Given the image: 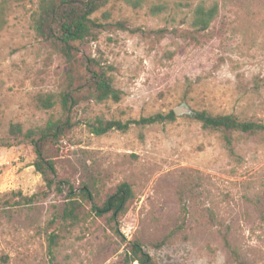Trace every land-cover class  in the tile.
Wrapping results in <instances>:
<instances>
[{
  "label": "rangeland",
  "instance_id": "rangeland-1",
  "mask_svg": "<svg viewBox=\"0 0 264 264\" xmlns=\"http://www.w3.org/2000/svg\"><path fill=\"white\" fill-rule=\"evenodd\" d=\"M40 1H5L0 137L11 123L60 116L38 104L67 76L34 31ZM200 4L218 7L203 32L190 24ZM93 19L101 27L79 54L99 61L121 99L79 95L72 129L49 149L61 193L44 187L30 146L0 147V264H122L131 240L159 264H264V131L204 129L188 114L89 131L96 119L124 123L181 105L264 125V0H110ZM123 182L135 198L117 222L93 213L62 220L71 189L79 198L88 186L100 204ZM50 234L59 236L52 254Z\"/></svg>",
  "mask_w": 264,
  "mask_h": 264
},
{
  "label": "trees",
  "instance_id": "trees-1",
  "mask_svg": "<svg viewBox=\"0 0 264 264\" xmlns=\"http://www.w3.org/2000/svg\"><path fill=\"white\" fill-rule=\"evenodd\" d=\"M0 0V30L5 21V2ZM110 0H41L37 17L34 20V31L40 39L47 43L53 53L59 55L67 66L66 84L58 94L39 96L38 104L48 110L58 106L60 116L49 119L42 126L24 128L21 124L8 125L6 134L0 137V147L28 145L33 153L31 166L40 175L47 190H63L56 180V168L49 156V149L57 145L66 132L72 129V113L79 95L85 94L96 103L106 101L118 102L121 93L114 86L113 79L98 60L79 54L78 44L94 40L100 25L93 15L105 7ZM141 1V0H135ZM218 14L216 5H198L190 16L191 27L198 31H206ZM204 129L219 130L225 133L238 132L253 135L264 131V125L253 121H242L234 115H212L206 111H195L191 116ZM177 119L173 110L168 113H157L138 120H128L124 123L116 120L96 119L89 124V131L95 136L104 135L110 131L126 132L131 126H148L154 124L172 123ZM230 145V139H227ZM135 198L130 184L123 182L116 190L106 196L102 203L94 202L88 186H83L77 194L70 190L63 209L62 220L70 223L78 222L83 215L93 213L97 217H108L111 222H117L122 217L129 204ZM89 204L87 210L82 202ZM59 236H48V250L52 254L58 245ZM122 264H159L146 253L137 240L127 242Z\"/></svg>",
  "mask_w": 264,
  "mask_h": 264
},
{
  "label": "water",
  "instance_id": "water-1",
  "mask_svg": "<svg viewBox=\"0 0 264 264\" xmlns=\"http://www.w3.org/2000/svg\"><path fill=\"white\" fill-rule=\"evenodd\" d=\"M175 116H180L182 114L193 115L194 112L186 105H181L173 109Z\"/></svg>",
  "mask_w": 264,
  "mask_h": 264
}]
</instances>
